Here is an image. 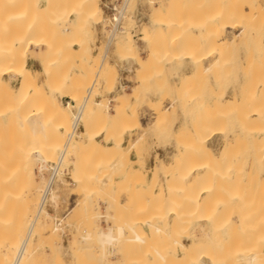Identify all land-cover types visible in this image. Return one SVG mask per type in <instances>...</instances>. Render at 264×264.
<instances>
[{"label": "bare ground", "instance_id": "bare-ground-1", "mask_svg": "<svg viewBox=\"0 0 264 264\" xmlns=\"http://www.w3.org/2000/svg\"><path fill=\"white\" fill-rule=\"evenodd\" d=\"M21 1L22 0H0V76L2 77L3 87H5V90H6V92H5V90H3L4 92H3L2 98L3 97L6 98V99L3 98L4 99L3 102L6 101V103H7V109L0 112V123L2 124V122L6 121V120L14 119V116L17 113L21 112L27 106H28V108L25 109L24 111L30 110L29 107L31 106L30 113L32 112V114H29L30 116L36 115V114H43L42 116L45 115L47 118L50 119L49 120L50 123L54 122V123H52L53 125L56 123H57V125L62 124L61 123L62 121L65 122V125L66 124L68 125L67 122H69L72 119L74 120V123H73V121L72 122L70 121L71 123H73L74 126L71 125V123H70V125L73 126L74 128H73V130H72V127H71V129L68 128V131H69V129H70V131L66 132L67 133L66 134L67 141H65L66 140L65 139L64 140L65 143L62 142L61 146H63V147H60L61 153H60V155L58 154L59 156L57 155V159L53 158L55 156V154H54L55 149L54 148L57 145L59 146L61 144V141L59 142L60 144H58V143L54 144V141H56L55 140L56 138L58 139L59 137H61L60 135L57 136L58 134L56 133V132H59V131H57L59 129L56 130L55 125H54V129L50 128L53 125L52 126L50 125L49 128H48L49 125H46V127H45L43 124H45L47 119L45 120V122H43V124H40L41 128L40 127L37 128V129H39L38 131H41V130L45 131L44 129H46L47 131L49 129L54 130V131H52V133H50V130H49V132H47V134H44V136L57 134L55 137H51V139H48V137H46L47 139L46 138L43 139L42 136H41L42 138L33 139L36 141V144L34 142L35 145H33V147L31 146L32 152H34V155L38 159H40V161L42 163V165L40 166V171L49 162H57L58 166L60 165L61 168H63L62 167L63 164L66 163L65 162L66 155L69 154L68 152H71L73 150V148L76 147L75 148L76 151L73 150L75 153L74 160L72 162L74 164V168H73V170H74L73 175L74 176L71 174V180L73 183L77 182L78 184H80L79 183L80 181H81V183H84L82 180H86V179L81 178V175L84 174L83 177L85 178V175H87V180L89 181L87 183V180H86V182L84 184H89V183H92L93 185L97 184L98 182H96V181H98L99 178L101 177V175L98 174L99 169L97 168V166L102 167L103 169H104V167H106L108 165H113V167H115V168H119L120 166H123V169L125 170V166L122 164V162L119 158V156H120V154H122V152H123V154L121 156H123V158H124L125 157L124 155L126 154V158H127V159L124 158L127 161L126 165L128 166V168L126 169V174L130 170H131L130 172L133 173V170L135 168H133L131 166L132 163H131L130 156L128 155L129 153L127 154L124 151H121V148H123L124 145H122V144L121 145H115L113 147L109 146V148H107L108 146H105V148L108 152V154H107V152L105 153V155H106L105 156L103 154L104 152L102 150L101 151L98 150V149H103V146L99 142L98 135L103 134V137H107L108 135H105V131L110 130V129L111 130L113 129V131H115V132L118 131L117 133L119 134V132L122 131L119 129H123L124 126L126 127L125 124H124V126H121V124H123L125 122L124 119H126V120L128 119L129 114L127 116L124 113H122L121 111L125 112V109L123 108L124 106L125 107L126 106L131 107L133 105V103L136 102V100L138 98H140V96L142 94L139 95L137 93L136 89H131L130 92L124 91V92H121L120 94L118 93L119 95L116 96V99H115L116 103L113 104V109L115 108L116 112H120V113H116L117 115H119V118H120V116L122 117V115L126 116L125 118L122 117L123 120H121L122 118L117 119L118 118L117 116L115 118L114 116L116 114L109 112L108 114H109V116L110 115L111 116L106 117V119L107 118L108 119L103 121L101 118H102V116L104 117L105 114L103 115V114L97 113V114L102 115V116L100 117L98 115V117H96L97 115L96 116L93 115V121H94V118L96 119L93 124H95L96 126H99V124H102L100 126L107 125L108 129H106L104 132L99 131V130H98L99 132H94L95 129H93V125H92V123H91L92 121H91L89 123H91L90 126H92V127L89 126L90 128H88L87 123L85 126L88 128L87 131L85 132L86 139L85 140H83V139L78 140L77 139L80 137L82 138L81 133H84V131L77 132L76 127L79 124V122L83 120V117L86 113V110L88 109L87 106L89 104V96L91 95L92 92H90V94L88 93L89 95L88 96L86 95V97L84 99H82L83 101L81 104H79L78 106L76 105L75 100L79 99L76 91L78 90V88L81 87L82 81L87 77L91 68H89V66H90L89 64H88L89 66L84 64L85 63L84 61H86V57H84V58L80 57L79 58V55L82 52H84V50L82 51V48H80L81 49L80 52L81 51L82 52L77 55V50L79 48L75 45L79 43L78 40L81 37L79 36V38L77 37V39L75 37L77 36L76 33H78L80 28H81L82 21L80 18L84 17L85 19H82L83 21L92 22L93 20H95L97 18L99 20H101V18L104 16V15L102 16V13L105 11L103 10L102 6L99 4V0H33V2H32V0H28L27 3L25 2L26 5H25V7H23L24 9H21V7H19V5L22 6L20 4ZM30 1H31V3H28ZM130 1L131 0H126V3L124 4L123 8L120 9L121 12L119 14L114 15V18L112 19L114 21V26H115L114 31H118V32L120 31L121 33L127 32L129 27H127L123 24V17H125V12L128 8ZM179 1L180 0H148V4H149L151 9L154 10V9H157L159 6L162 7L161 12L159 11L160 13H157L156 10L154 11L158 15H160V16L162 15V16L161 17L159 16L160 22H155V20H154V21L150 22L149 25L145 24L146 26H144L142 28V31L140 32V37H139L140 39L146 38V40L149 44L148 60L149 61L152 60L151 62H153L154 59H157L155 57L158 56L157 54L160 51L163 53L162 48L164 45L161 46V49L159 48L160 47L159 45L163 42L165 37L169 36L170 41L168 40L169 38L166 41L170 42V44L165 45V47L168 46L167 47V49H168L167 54L169 53V55H170V56L168 55L170 57V59L167 62H171L173 64L174 73L176 75H178L177 76L178 80L180 79L179 83L178 82L174 83V84H176V86H179L180 84L182 85L184 82H182L181 80L185 79V81H186L187 79H189L190 76L194 75L195 72H197V73L202 72L203 73V70L205 72H208L211 69L213 71V69L216 68V66H217V68L221 69V72H223L222 70L226 69L229 66V62H230V64H232L231 61L227 62V59H226V62H223V58L224 57L226 58L225 55L227 54V50L229 49V47H231L233 45L236 46V43H238V41H239L236 38L240 37V35L243 32V30L242 31L239 30L236 33L234 32L235 35L238 36V37L234 36L235 38L232 37L233 35L231 36V39H230V36H228L229 38L227 37V35L230 31L229 28H234L237 24V23L234 24L235 20L238 19V17L236 16L237 19L236 18H235V20L233 19L234 22L231 20V16L229 15L230 10L227 6H225V7L228 9H225V7H224V9L226 11H224V9H223L222 12H221V10L219 11L220 7L212 8V10L214 9L215 12L213 11V13H212L213 15L210 16L211 18L209 20L204 18L205 15L202 16V14H200V17L201 16L203 17V18L201 17L202 18L201 20L196 18V20L193 19V21H192V19H191V22H193V24L187 25L188 21H186L187 19H185V17H184L185 15L181 11L183 9H181V7H180V9H179V7H176V9H175V6H176L175 4L178 3ZM198 1H200V0H198ZM41 2L47 4V6H37ZM193 2H194V0H193ZM197 3H199V2H197ZM232 7H230V9ZM182 8H184V7H182ZM235 8L233 7L231 10H233ZM197 9H199V7ZM216 9H218V11ZM236 9H239V10H237L239 15H240V13L243 12L242 8H236ZM236 9L234 11H236ZM97 10H99V14L96 15L97 18L94 17L95 18L94 19L93 16H95V15L93 13ZM158 10H159V8H158ZM199 10H202V11H200L202 13L206 11V9H205V11L203 9H201V7ZM212 10L208 9V14L207 13H205V14H207L208 16L211 15V14H209V12H212ZM187 12H188V8H187ZM72 13L78 14L77 15L78 18L76 16L70 18V15ZM180 13H182L184 16L181 15ZM192 13H193V11H192ZM226 13H227V15H226ZM190 14H191V12H190ZM79 15L80 16L82 15V17H80ZM189 15H187V13H186L187 17ZM228 15H229V17H228ZM159 17H157V18L155 17V18L158 19ZM181 17L182 18L184 17V19H185L184 22L187 24H185L182 20H180ZM190 17H188V19ZM194 17H195V15H194ZM161 19H162V21H161ZM177 20H180L181 23L183 22V25L185 24L184 26L182 25V29L186 32V34L184 32L185 35L183 37L181 36L182 38H180V36L178 34V33H180V30L179 29H178L179 31L177 30V28L179 26V24L177 23ZM197 20H199V21H197ZM239 20H242V19L240 18ZM104 21H105V19H104ZM108 21L111 22V20H109V16H108ZM129 21L131 23L134 22V21L132 22V20H129ZM196 22H198V24H196ZM19 23H20V25H19ZM48 23L51 24V26ZM60 23H64V24H66L64 26H68V28L67 29L65 28V29L67 31H69V35H70V31L71 32L73 31V33L76 34L74 36V39H76L77 41L74 42L73 44L70 43L71 44L70 45L66 39V42L68 43V47L70 48L69 52H72V53L76 52V53H74V55L77 56L75 60L73 58L74 62H71L70 63L71 65H66L67 63H69L68 58H67L68 55L66 56L67 62L65 59H64L65 61L61 60L62 54L64 56V52L62 49H61L62 50L61 58H57L56 56L55 57L51 56L50 51L52 52V50H51V46H49V45L48 46L50 48H48L46 50L47 51L49 50L48 54H50V55L47 54V51L44 52L43 48L38 47V50H40V52L37 50H36L37 51L36 52L32 49L33 45H37L35 42V39H37V38L41 39V37L45 35L44 33L46 32L45 30L47 28V27L44 28V26H46L45 24H47V26H49V27H51V29H53L52 24H53V26L55 25V28H56L58 24L61 25ZM181 23H180L179 28L181 27ZM240 23H241V21H240ZM126 24H127V22H126ZM16 25L18 27H16ZM132 25H134V24H132ZM175 25H177V26H175ZM236 27H242V26L240 25V26H236ZM236 27H235V29H237ZM257 27L259 29L257 30V28H256L257 31H256L255 36H254L255 37V43H254V47H253L254 50L253 51L250 50L251 52L254 53V54L252 53L253 55L251 57V60H252V67L254 66L253 69L254 68L256 69L255 70L256 72H253L255 75L252 74V77H254V76L257 77L255 81L254 80L250 81V79H248L250 82H247V81L243 80L244 78L242 76L243 75L242 73H244V72L242 70V66L244 64H242V65H240V67H241L240 70L237 71V76L235 78H233V81L231 82L232 83L231 90L224 89L225 91L221 90L219 92V90H215V87L212 88L213 86L211 87V85H210L209 89L212 88L213 91H211V92H213L215 94L210 92L212 95H209L207 97L208 94L206 93L207 95H204V96H206L205 98H199V96L193 97L195 99L199 98V101H198V99L192 100V97H191L192 102L190 103L187 101V98H188L187 96H185L186 99L183 101L179 100V98L177 96L172 98V99H168V101L169 100H172V101L171 102L169 101L170 103L168 102L167 104L164 105L163 111L165 110V112L167 111L170 115L172 114L175 117V118L173 117V119L178 120L179 117L181 116V120H182L181 124L178 127V131H177L178 133H176V139L171 141V142H166V144H164V145H166L165 148L168 149V151L170 152L169 154L171 155V159L168 161L167 160L164 161L163 159H161L162 157L160 158L159 155L156 156V158H157L156 164H154L150 169H145L146 173H142V172L140 173V170H137L138 168H136V172L137 171L138 172H137V174L135 172L134 173L138 176L140 175L141 176V177L139 176L140 178H142V176H145V178L143 177V181L138 184V188H134L133 186H131V190L129 193H131V191H132L131 195L133 194V197H134V196H136V195L138 196L140 194V193L134 194L136 192V190H137V192H138V190L143 191L144 194L141 192L142 196L144 195L143 202L139 203L138 205L136 204L137 207L134 206L135 210L130 208V203H128V205H129L128 207L131 210H134L133 214L131 213V210L129 209L127 213L124 212L125 213L124 216L121 213L123 218L118 220L119 217H117V219H116L118 221L117 224H114L113 226L111 225L107 229H100L98 231V234L96 236L98 237L97 240L100 241L101 244L100 243L99 244L102 247H105L108 245H110V246L119 245L120 246V244L122 246V244H126V243L128 244L129 243V246H128L129 249L127 247H125V245H123L126 248V251L131 250L130 247L133 248V250L131 252L135 253V255H137V256H135L133 254H132V256H134L136 258L138 256L139 257L142 256L141 258L142 259L144 258V260H143L144 264H190L191 262H195V256L194 255L196 253L198 254V252L206 253L204 255L210 260V262L212 264H237V261L240 259L245 260L248 264H264V226L255 224L256 222L260 223L262 219H260V221H259V220L255 219V217H254V215L256 216V218L258 216L257 215L258 213L256 211L258 209V206H257L258 202L257 201L259 199H257V200L255 199V201L257 202V205H256V202L254 201V199L251 201V202L254 201L255 203L253 202V205H256L253 207V209L257 208L255 211L256 213L254 212L255 214L252 212L254 210L251 211L252 208L250 206L248 208V205H247V208L250 211L248 213L254 214L253 216L252 215L250 216L247 213H245V211H246L245 209H247L245 206H244V208H241V206L240 207L237 206L238 204L236 205V207H234V208L232 207L231 210H230V208H229V210H225L224 208H226V206H227L225 204L226 200L227 199L230 200V198H231V197L228 198L229 193H231V191H229L230 185L227 186V184H226L227 182L230 181V178H228L230 176V175L228 176L229 168L227 170L228 172H226L224 170V168L220 169V170H222V171L224 170L226 172L225 174L222 175L221 174L222 171H220L221 175L218 174V175H220L218 178H220L221 180H222L221 176L224 177L223 178L224 180L221 181L222 183H220V180L216 177L215 173L210 174L208 172L210 174V176L208 175L209 177L207 178V174H206L207 168L209 169V167L216 166V164H218V163L220 165H222V162H224L223 160L227 156L226 153L230 152L231 149L227 150V148H229V145L231 144L230 143V140H231L230 134L227 131V129L224 128V126L219 127V126H216V124L214 126L213 123L210 124L212 126V128L208 129L209 132L207 134H204L205 132L202 133V131H205L204 127L201 129L202 124L211 122V120H209L211 117H213V118H211L212 120L216 117L214 119L215 120L214 123H216V119L217 118L219 119L218 115L220 113L221 114L224 113L223 117H225V119H226L229 116L227 114V112H228L227 108L230 107V106H227V103L229 101L231 102L232 105L236 104V107L238 106V108L240 109V111L239 110H237V111L240 112V117L242 118L243 122L238 124V125L235 124L236 130L235 129L234 130H235L237 142L239 141V143L236 142L237 144H234L232 147H233L234 151H235V149H234L235 145L237 146V147L235 146L236 149H238V146H239V149L241 148L240 149L241 154H240L239 158H241L242 162L245 161V163L241 169V175H240V177L239 176L238 177L240 178V183H244V182L246 184L249 183V185H250L249 188L252 191L250 190V192H249V190H248V195L254 194V196H252V197L256 198L257 196H255V195L258 192L261 193L262 190L264 191V127L263 126H262L263 128L261 127L263 130H261L259 133H258L257 129L255 128L257 126V128L260 129V127H258L259 126L258 123L261 124V122L264 121V95L262 93H261V95H255V93H256L255 90L257 89V85L264 82V76H262V75H264L263 74L264 73V70H263L264 69V44H263L264 41H263L262 35H261L262 32L260 33V31H259L262 29V27L258 26V25H257ZM260 27H261V29H260ZM194 28L198 29V30H199V28L200 29L205 28V30H202V32H200V31L198 33L195 32V35L197 36L196 41L193 40V39H195L196 36L192 35V36H194V38H193V37H191V33H190L191 32L190 30H193ZM173 29H175L174 31L177 30L178 33H174V31H172ZM242 29H245V28H242ZM61 30H59V31H61ZM66 30H65V32H66ZM54 31H56V30H54ZM232 32L233 31L231 29L230 35L232 34ZM247 32L249 33V31H247ZM49 33H52V32H49ZM49 33H47V34H49ZM61 33L63 34V31H61ZM181 33H183V32H181ZM199 33H200V38H199ZM246 33L244 34L243 37L246 36ZM52 34H54V33H52ZM112 34H114V32ZM192 34H194V33H192ZM63 35H65V33ZM71 36H73V35H71ZM45 37H47V39H48V36H45ZM56 37H57V35L54 36V39ZM110 38L113 39V37H110ZM245 38H247V37H245ZM50 39L51 38L49 37V40ZM71 39H73V38L71 37ZM71 39H70V41H71ZM39 41H38V44H39ZM132 41H133V36H131V34H127L126 42H123L124 45L122 42H121L122 44L121 43L118 44L120 41L117 39L118 43L117 42L116 43L118 44V46L121 45V47H120L121 49H119V51H120L119 52V58L134 59L133 54L136 52L135 50L137 47L133 44ZM166 41H164V42L168 43ZM82 42H81V44H82ZM46 44H47V42H46ZM53 44H54V42L51 43L50 45H53ZM60 45L65 48L64 45H62V44H60ZM205 45L207 47H209L206 50H205V47H206ZM68 47L66 46L67 49H68ZM177 47L182 48V49L178 50ZM107 48H108V46H107ZM231 49H230V53L232 52ZM64 50H66V49H64ZM53 51H55L54 48H53ZM55 52L57 53V51H55ZM72 55H70V56L72 57ZM74 55H73V57H75ZM168 56H167V58H168ZM30 57H36L39 60L40 65H41V70L39 69L40 71L33 70L32 68H30L28 66V59ZM58 57H60V56H58ZM101 57H102L101 55L100 56L94 55L92 57V62L96 63V65H94V67L92 66V69L95 73L94 75H96L97 78H101V77L106 76L105 75L106 73L104 72V65H105V63H107L106 62L107 56H104L103 58H101ZM164 57L166 59V56H164ZM209 57H211L212 60L210 62L205 61ZM162 58H163V56H162ZM143 59H142V62L140 63V59L139 58L137 59V55H136V59H134V60L138 64V69H139V66H141V65L145 66V63H144L145 60H143ZM161 60L158 59V61H161ZM247 60H249V59L247 58ZM251 60H249V62ZM240 61H241V59H240ZM156 62H157V60H156ZM246 62L248 63V61H246ZM159 63H157V64H159ZM81 64L82 65L84 64V65L82 66V68L80 70H77L76 66H78V65L81 66ZM110 64H113V63L111 62ZM152 65L153 64H151V66ZM154 65H155V63H154ZM245 66H246V64H245ZM113 67H111V68L113 69ZM252 67H250V68H252ZM142 69L144 70L145 67ZM114 70L116 71L117 69L114 68ZM188 70H189L190 74H188ZM218 70L219 69H217L215 75L217 74ZM262 70H263V72H262ZM109 71H110V69H109ZM115 71L113 72L114 75H116V73H117V72L115 73ZM214 71H215V69H214ZM228 71H229V69H228ZM142 73L144 74V71H142ZM90 74H91V72H90ZM222 74H224V73H222ZM44 75H46V77L41 78ZM248 77L251 78V76H249V75H248ZM214 78H216V76ZM66 79H68V80L70 79L71 82L68 83ZM218 79H220V78H218ZM17 81H18V86L16 87ZM87 85H89V84H87ZM150 85L151 84H149V86ZM181 85L179 86L180 88H181ZM0 86H1V83H0ZM184 86L186 87V85H183V89L185 90ZM44 88H48L49 92H46L47 90L42 91ZM90 88H92V87L90 86ZM217 88H218V85H217ZM66 89L67 90L71 89V90L75 91L76 93L71 91V90L70 91L68 90L70 93L73 92V94L71 93L70 95H66V98L68 97V100L65 103H61L59 100H57L56 102H54L55 100L53 102H51L52 97H53L52 96L53 92H60V91L66 92L67 91ZM149 89H151V88L149 87ZM91 90H93V89H91ZM179 90L181 91V89H178V90L175 89L176 92H174V93L179 92ZM214 90L218 91L219 93L215 92ZM206 91L209 93L208 90H206ZM64 92H62V93L64 94ZM153 92H155V91H153ZM4 93H6V94L4 95ZM162 95H164V93ZM173 95H175V94H173ZM200 95H202V94H200ZM160 96H161V94H160ZM189 96H190V94H189ZM168 98H170V97H168ZM131 99H135V101L131 102ZM147 99H149V98H147ZM1 101H2V99L0 100V102ZM93 101L90 100L91 104H94V102H95L94 106L103 105V104H101V100L94 101V102ZM247 104H249L251 106V108L248 106V108H249L248 111H246L248 108H246V110L244 109V107L247 106ZM38 105L41 107H39ZM159 105H160V103L158 104V107L162 106V104L160 106ZM34 106L35 107L38 106V107L33 109ZM103 106H105V105H103ZM155 106H157V105H155ZM0 107H2V106H0ZM75 107L77 109L76 112L73 111V109ZM100 107H99V109H100L99 112L102 111ZM106 109L107 108L105 106V110ZM88 111H91V109ZM97 111H98V109H97ZM97 111H95V112H97ZM129 111L132 112L131 110H129ZM27 113H28V111H27ZM160 113H162V111H160ZM22 114H23V111L21 112V117L23 118L25 116V114H23L24 116ZM120 114H122V115H120ZM214 115H215V117H214ZM18 116H20V115H18ZM45 116H44V118H45ZM106 116H108V115H106ZM16 117H17V115H16ZM130 117H133V116L131 115ZM171 117H169V118L171 119ZM136 118H134V119L136 120ZM138 118L140 120V117H138ZM207 118H209V119H207ZM88 119H89V117H88ZM157 119H158V117H157ZM163 119H160V120H163ZM220 119H222V117H220ZM236 119H238V118H236ZM57 120L59 123L57 122ZM60 120H62V121L60 122ZM155 120H156V117H155ZM205 120H206V122H204ZM207 120H209V121L207 122ZM20 122L21 121L19 120V122H18L19 125H20ZM84 122H85V119H84ZM127 122H129V121H127ZM154 122H156V121H154ZM227 122L226 121L224 122L227 125V126L225 125V127H228ZM221 123H222V121L220 122V124ZM27 124H24V126L26 127ZM37 124H38V122H37ZM130 124H131V122H130ZM5 125H4V127H2L3 125L0 126V128H5ZM32 125H35V123L34 124L32 123ZM100 126H99V128H101ZM128 126H130V125H128ZM7 127H11V126H9V124H8ZM251 128H254V130L253 129L251 130ZM8 129H10V128H8ZM8 129H7V132H9ZM15 129H14V132H16ZM17 129L20 132L19 129H21V128H17ZM35 130H36V128H35ZM66 130H67V126H66ZM139 130H141V129H139ZM170 130H169V132H170ZM22 131L23 130H21V132H20L21 134L20 133L19 134L24 138L25 136H23V135H25L26 133L23 134L24 131H23V133H22ZM43 131H41V132H43ZM2 132H6L5 129L2 130ZM63 132H65V129L63 130ZM115 132H113L114 135L112 137L119 136ZM36 133H38V132H36ZM48 133H50V134H48ZM110 133L113 134L112 132H110ZM121 133H123V132H121ZM1 134H3V133H1ZM19 134H17L18 136H16V137H18V140L21 137V136L19 137ZM28 134H29V130H28ZM59 134H61V133H59ZM107 134H109V133H107ZM145 134H147L145 132V129H142V132H140L139 136H137L138 140L137 141L133 140L134 142L132 141V143L129 145L130 147L128 146V149L136 146L137 145L136 143H138V141L142 137L144 138V136H146ZM174 134L175 133H172V135H171V136H173V138H175ZM216 134H220L222 136L221 140L223 142L222 147L218 152H216L214 147H212L209 144L210 138H212ZM4 135H6V134H3V137L5 138ZM27 136L28 135H26V137ZM16 137H15V140L17 139ZM22 137L20 140H23ZM29 137H30V135H29ZM108 138H110V137H108ZM45 139L48 141H45ZM198 139H201V141L198 143L197 142L195 143V140H198ZM15 140L13 138H5L4 143H1L3 141L0 139V147L4 148L3 151L0 149L1 150L0 151V264H11V262H12V264H21V262L23 261V258L26 254L27 249H28L27 246L29 245V237L27 236L28 238L25 237L26 239L22 240L16 236L18 232H21L23 230L25 231L24 225H22L21 221H18L17 218H18L19 214L21 215V212L23 213L22 208L29 205V203L31 204V197L34 195L39 196L36 192H34V190L37 191V189H33L29 186L28 179L30 178V176L25 173V164H26L25 158L27 157L26 155H25V157L23 156V152L26 148L25 144L24 143H22V144L15 143L14 142ZM58 140H60V139H58ZM61 140L63 141V139H61ZM74 140H75V144H74L73 148H71V145H72L71 143ZM99 144H100V146H102L101 148H98ZM238 144H240V145H238ZM30 145H31V143H30ZM17 147L18 148L23 147L24 148V150H22L23 152L21 151V153H20V149H18ZM230 147H231V145H230ZM77 148H79V149L77 150ZM247 148L250 149L248 152H247ZM16 149H17V152H16ZM27 149H29V148H27ZM233 150L231 151V153H233ZM25 154L28 155L27 150H26ZM112 156H116V157L113 158ZM234 157H236V156H234ZM111 158H113V162H110ZM227 158L230 159L229 154H228ZM17 159H18V161H17ZM228 159H225V160L227 161ZM138 160H140V158ZM140 162L144 163V161H141V160L139 161V163ZM228 162H230V161H227V163ZM242 162H241V165H242ZM142 166L143 165H141V168H142ZM228 166H229V164H228ZM235 167H236V165H235ZM102 168H100V169H102ZM107 169L110 170L111 168L107 167ZM210 169L208 171H210ZM226 169H227V167H226ZM103 171H106V168ZM217 171H219V169ZM204 173L206 175H204ZM234 175L236 176V171H235ZM201 176H206L205 180H203L204 178L201 179ZM214 177H216L217 179ZM106 178L108 180H110L112 177L110 178V176H107ZM162 178L166 179L165 184H162L160 182V180ZM235 178L237 179V176ZM227 179H229V180H227ZM223 181H225V182H223ZM234 181L235 180L233 178L232 182L234 183ZM115 182H116V180H115ZM101 184H102V182H101ZM103 184L105 185L107 183L105 182ZM103 184H102V186H104ZM116 184H118V183H116ZM219 184H221L223 186L226 185V186H224L222 189H219L221 187ZM235 184H231V185L235 186ZM43 185H44V183H43ZM93 185H90L89 189L88 188L85 189V187H84V191L87 190V193H88V191H90V188H93L92 187ZM107 185H109V184H107ZM218 185L220 187H218ZM44 186H46V185H44ZM156 186H158L157 189H155ZM238 186L241 189L242 185L238 184ZM78 188H79V186H78ZM120 188H121V186H120ZM123 188H125V187H123ZM123 188L120 191H126L127 190V189L123 190ZM232 188H234V187H232ZM232 188H231V190H232ZM235 189H233V190H235ZM245 189H247V188L245 187ZM40 190H42V189H40ZM108 190H110V189L108 188ZM103 191L106 192V190H103ZM241 191H239V193ZM236 192L237 191H235V193ZM85 193L86 192H84V194ZM100 193H101V191H100ZM122 193L129 194L128 191L122 192ZM235 193H234V195H238ZM246 193H247V191L244 192V195H246ZM40 194H41V192H40ZM91 194H92V191H91ZM219 194L223 195V197H224V198H222V201H224V199L226 198L224 201L225 203L223 202V204L221 205V207L224 205H225V207L224 208L222 207L223 209L221 208L222 210L218 214L215 213V214H217L215 216L212 213L210 214V212H211V210H210V212L208 214L212 215V217L208 216L205 218H201L202 220H204L203 224L201 226V233L198 234L197 232H195V231L193 232V230H192L193 233H191V235H189L190 242L188 244H186L183 241L180 242L179 240H177V237H175L176 240H174L173 242L177 243V245L179 247H181L182 253L179 255L172 254L171 250H170V246H168V244H166L167 243V241H166L167 240V238H166L167 234L165 236L166 231L164 230L167 227V219L168 218L166 219L167 216H165V214H164L168 211L167 209H169V210L174 209V211H172L171 213L173 214L174 217H176V219L180 220L181 213H183V211H182L183 203L186 204L188 202V204H189V202H190L193 204V205L191 204L192 206L196 205L195 210L198 209V211L199 210L201 211L202 207L209 204L208 202H206L204 200H207L210 202V200L214 199V197L215 196L217 197ZM241 194H243V193H240L239 196H241ZM106 195H108V194H106ZM244 195H243V197H244ZM261 195H263V194H260L258 196H261ZM40 196L42 197L43 194H41ZM127 196H129V195H127ZM41 197H40V199H41ZM263 197L264 196L261 197V200ZM113 199H116V198H113ZM201 199H202V201H204L203 204H205V203H207V204L203 205L201 203L202 202ZM245 199H248V198H246V197H244L243 199L241 198L242 203H243V200H245ZM133 200H137V198L133 199ZM220 200H221V198H220ZM233 200L236 201V199H234V198H233ZM241 200H240V202H241ZM249 200H250V197H249ZM43 201H44V199H41V203L39 202L40 208L38 207L39 208L37 211L38 213H37L36 217L34 216L35 218L32 220L31 224L29 225V230H28L29 236L32 235L31 234L32 232L34 233L33 230H35V228H36V225L38 223L40 215L44 212ZM199 202L202 204L201 207L200 206L197 207L199 205L198 204ZM240 202L237 201L236 203H240ZM117 203L118 202H116V204ZM123 203H125V201L122 202V206H123ZM245 203H246V201H245ZM245 203H244V205H245ZM262 203H263V201H262ZM250 204H252V203H250ZM259 205H261V204H259ZM262 205H264V203ZM242 207H243V205H242ZM190 209H192V207H190ZM219 209L217 208L218 211H219ZM261 209H263V207L260 208V210ZM217 210L215 207V210L213 209L212 211L215 212ZM260 210L258 212L261 213L260 216H262L263 213ZM207 212H208V210H207ZM186 213H187V211H186ZM199 213L200 212H198V215H199ZM201 213H203V212L201 211ZM182 215H184V213ZM190 215H192V214L190 213ZM145 216H147V219L144 218ZM204 216H206V215L204 214ZM186 218H187V216H186ZM258 218H261V217H258ZM174 219L175 218H173V220ZM192 219H195V218H192ZM179 220H174V221L179 222ZM184 220H185V217H184ZM190 220L191 219H189V221ZM252 220L254 221V223ZM197 221H199V218ZM178 222H176V225L178 224ZM199 222H198V224H199ZM181 223H183L182 220H181V222H179V224H181ZM187 223H189V222H187ZM262 223L264 224V221L261 222L260 224H262ZM168 224H170V223H168ZM193 224L195 225V224H197V222L193 221ZM178 228L181 229L180 225ZM186 230L187 229H185V231ZM176 231H179V230H176ZM149 233L153 234V236H154V234H157V233H158V235L162 234V236H161L162 238L160 240H156V242L150 247L147 245V243L149 241ZM158 235H156L157 239L160 238V237L158 238ZM89 238H90V235H89ZM164 241L166 243H164ZM171 241H172V239H171ZM20 244H21V246H19ZM18 246H19V248L21 247L20 249H18V252L19 251L20 252H19V254L17 253L18 255H15L16 258L15 257L13 258V252L16 250V247H18ZM171 246H173V245L171 244ZM134 248H136V249L138 248V249L142 250L141 254L139 253L140 251L134 252V250H136ZM116 250H117V248L115 247V251ZM124 251H125V249H124ZM131 252H129V253L131 254ZM109 253H110V255H112L113 251H110ZM130 254H129V256H130ZM197 254H196V256H197ZM199 257H201V256L199 255ZM115 259L118 260L120 258L118 257ZM10 260H11V262H10ZM129 260L131 261V259H129ZM113 262H114V264H116L115 262H117V261H113ZM119 262H117V263H119ZM138 263H136V264H138ZM120 264H121V262H120ZM128 264H129V262H128Z\"/></svg>", "mask_w": 264, "mask_h": 264}, {"label": "rangeland", "instance_id": "rangeland-1", "mask_svg": "<svg viewBox=\"0 0 264 264\" xmlns=\"http://www.w3.org/2000/svg\"><path fill=\"white\" fill-rule=\"evenodd\" d=\"M27 1L28 0H22L21 3H20L22 6L19 5V7H21V9H24L23 7H25ZM32 2H33V0H32ZM197 2H199V3H197ZM28 3H31V1L28 2ZM125 3H126V0H99V4L102 6L103 10L105 11V12L102 13V16L103 15L104 16L101 18V20H99L97 18V16H96V15L99 14V10H97V11H95L93 13L95 15V16H93V18L95 17L97 19L94 18L95 20H93L92 22L83 21L82 19H85V18L84 17L83 18H80V17H82V15L81 16L79 15L80 16L79 18L81 19L82 23H81V28H80L79 32L76 33L77 36L75 38L77 39V37L79 38V36L81 38H79V40H78L79 43L76 44L75 46H77L79 48L77 50V55L80 54L84 50V52H82L79 55V58L80 57H82V58L86 57V61H84L85 62L84 64L87 65V66L90 65L89 68H91V70H90L91 74L89 72V74L87 75V77L83 80L84 82L82 81L81 87L78 88V90L76 91L77 94H78V97H79L78 100H75L76 105L78 106L79 104H81L82 101H83L82 99H84L86 97V95L88 96L90 94V92H92L91 93L92 96L91 95L89 96V104L87 106L88 109L86 108L87 110H86V113H85V115L83 117V120L80 121L79 124L76 127L77 128V132L84 131V133H81L82 138L80 137V138H77V139L78 140H81V139L85 140L86 139L85 132L87 131L88 128L92 127V126H90L91 123L93 125V129L96 130V131L94 130V132H99V131L104 132L106 129H108L107 128V125L100 126L102 124H99V126L101 127V128H99V126H96L95 124H93L94 121L96 120L94 118V121H93V115L94 116L97 115L96 117H98L99 114H103V115L105 114L104 117L102 115H99L100 117L102 116L101 119L104 121V120H107L108 119V118L106 119V117H110L111 116V115L109 116V114H108L109 112H111L113 114L120 113V112H116L115 108L113 109V104L116 103V100H115L116 99V96H118L121 92H124V91L130 92L131 89H136L137 90V93L139 95L142 94L140 96V98H138L136 100V102H134L135 99H131V102L132 101L134 102L133 105L131 107L130 106H126V107L124 106L123 108L125 109V112L124 111H121L122 113H124L127 116L129 114L128 119L127 120L124 119L125 122L123 124H121V126H124V124H125L126 127L124 126L125 128L123 127V129H119V130H122V131L119 132V134L117 133L118 131L115 132V131H113V129L112 130L110 129L111 131L110 130L105 131V135H108V136L107 137H102V136L98 137L100 144L103 146V149H98V150H100V151L102 150L104 152V153L103 152L102 153L105 155V153L107 152L105 146H108L107 148H109V146L110 147H113L115 145H121V144L124 145L123 143H124V140H125V136L126 137H129V141H128L127 146L124 145V147L121 148V151H124L127 154L129 153L128 155L130 156V153L133 150H135L136 151V154L140 158V160L141 161H144V163H142V162L139 163L140 160L137 161V164L139 166L137 170H140V173L141 172L142 173H146V170L145 169H150L153 165H147L146 164V167H144L145 159H149V158H152L153 157V151L155 150V148H162V146L165 148L166 145H164V144H166V142H171V141L175 140L176 139V133H178L177 132L178 131V128H177V125H176L177 119H173L174 116L172 114L170 115L167 111L166 112H165V110L163 111L164 105L167 104L169 101L170 102L172 101V100H169L168 101V99H172V98H174V97L177 96L179 98V100H182L183 101V100L186 99L185 96H187L188 97L187 98V101L191 103L193 99L194 100L198 99V101H199V98H205L206 97L204 95H207L208 94L207 97L209 95H212L211 93H213V92H211V91H213L212 88H214V87H215V90H219V92L221 90H224V89L231 90V85H232L231 82L233 81V78H235L237 76V71L240 70V68H241L240 65H242V64H244L242 66V70L244 72V73H242L243 74L242 76L244 78L243 80L244 81H247V82H250V81H253V80L255 81L256 80V78H257L256 76L252 77V74L255 75L253 72H256L255 71L256 69L255 68L253 69L254 66L252 67L251 57H252V55L254 53L251 52V51L254 50V48H253L254 47V43H255V37L254 36H255L256 31L259 29L257 27V25L262 27V29L260 27V29L262 31L261 30H259V31H260V33L262 32L261 35H262V39L264 41V5H263L264 4V0H200V1L194 0V2H193V0H190V1L189 0H186V1L185 0H180L178 3L175 4L176 5L175 6V9H176V7H179V9L181 7V9H183L181 11H182V13H184L185 16L182 13H180V14L183 15L185 17V19H187L186 21H188V24L184 22L185 21L184 17L183 18L181 17L180 20H182L187 25H192L193 24V22H191V19H192V21H193V19L196 20V18L201 20L203 18L202 17L203 15H205L204 18H206V19L209 20L211 18L210 16L213 15L212 13L214 11V9L212 10V8H218V7H220L219 8V11L221 10V12H222V10L224 9V7L227 6L229 8V10H230L229 15L231 16V20L234 22L236 16L238 17V19L236 18L237 20H235V23L234 24L237 23L236 26H240V25L242 26V27H236L235 26L237 29H235V27L234 28H229V30L231 31V29H232L233 32L230 35V31H229L227 37L230 36V39H231V36L232 35H233L232 36L233 38L238 37V36L235 35V33L238 32L239 30H241V31L243 30V32L240 35V37L236 38V39L239 40L238 43H236V46L233 45V46L229 47V49H228L229 51L227 50V54L228 55L225 53L226 54L225 55L226 58L225 57L223 58V62H226V59H227V62L228 61H231L232 64H230V62H229V66L226 69H223L222 70L223 72H221V69L220 68H217V66H216V68L220 70V71L218 70V72H217L216 75H215V73L217 71L216 68H214L215 71H214V69H213V71L211 69L208 72H205L203 70V73L202 72L201 73L200 72L199 73L195 72V74L192 75V76H190L189 79L186 78L187 79L186 81H185V79H182L181 80L182 82H184L182 85L180 84L181 85V88L179 87L180 85L179 86H176V84H174L175 82H178L179 83L180 79L178 80V77H177L178 75L174 74V70L171 69V66L169 65V62H167L170 59V57H169L170 55H169V53L167 54V51H168L167 47L168 46L165 47V45L166 44L167 45L170 44V42L166 41L169 38V36L165 37V39L162 42L163 44L161 43L159 45L160 46L159 47L160 49H161V46L164 45L163 48H162L163 49V53L160 51L157 54L158 56L155 57L157 59H154L153 62H151L152 60L151 61L148 60V57H149V55H148L149 44H148L146 38H143V39H140L139 38L140 37V32L142 31V28L144 26L149 25L150 22H152L154 20H155V22H160V17L162 15L160 16L157 13H160L161 12L162 7L159 6L158 7L159 10H158V8L153 10V9L150 8V6L148 4V0H131L129 2L128 8H127V10L125 12V17H123V24L125 26L129 27L128 30H127L128 33L127 32L126 33H121L120 31H119L120 32L119 33L118 31H114L115 26H114V21L112 19H113V17H114L115 14H119L121 12L120 9L123 8V6H124ZM37 6H47V4L41 2ZM232 6L234 8L235 7L236 8H242V11L243 12L241 11L242 13H240V15H239V13L237 12V10H239V9H236L235 8L236 11H234L235 9L231 10L233 8ZM182 7H184V8H182ZM198 7H199V9L201 7V9H203L204 11L206 9V11L202 13V12H200L202 10L197 9ZM230 7H232V8L230 9ZM187 8H188V12L189 13L187 12ZM228 8L225 7V9H228ZM208 9L212 10V12H209V14H211L209 16L207 15L208 14ZM225 9H224V11H226ZM155 10H156L157 13L154 12ZM216 10L218 11V9H216ZM192 11H193V13H192ZM190 12H191V14H190ZM186 13H187V15L190 14L188 16V17L191 16L189 19L186 16ZM205 13H207V14H205ZM200 14H202V16H201L202 18L200 17ZM77 15L78 14L72 13L70 15V18L71 17H74V16H76L78 18ZM194 15H195V17H194ZM226 15H227V13H226ZM229 15H228V17H229ZM108 16H109V20H111V22L108 21ZM155 17L156 18L159 17L158 18L159 20L156 19ZM103 18L105 19V21H104ZM240 18L242 20H239ZM128 19L129 20H132V22L133 21L134 22L131 23ZM180 20H177V23L179 24V26H180V23H181ZM161 21H162V19H161ZM197 21H199V20H197ZM240 21H241V23H240ZM126 22H127V24H126ZM183 22L181 23V27L179 28V26H178V28H177V30L178 29L180 30V33H178L179 30L178 31L176 30L177 32L174 31L175 29L172 30V31H174V33H178L179 36H180V38H182L186 34V32L182 29ZM60 24L61 25H59V24L57 25L56 24L57 25L56 28H55V25L53 26V24H52V28L53 29H51V27H49V26H47V24H45L46 26H44V28L47 27L45 31L47 33L52 32L54 34H52V33L47 34L45 32L44 33L45 35L42 36L41 39H39V38L35 39V42H36L37 45H34V46L43 48V51L44 52H46L47 51L46 49L50 48L49 46H51V50H52L53 53L50 51V54H51V56H53V57L56 56L57 58H61V54H62V50H63L64 56L62 54L61 60L62 61H65L66 60V62H67V58H68V62L69 63H67L66 65H71L70 63L71 62H74V60L76 59L77 56L74 55V53H76V52H74V53L69 52L70 51L69 50L70 48L68 47V43L67 42H69V44L70 43L73 44L74 42H76L77 40L74 39V36L76 34L73 33V31L72 32L70 31V35H69V31L66 30L68 28V26H64V25H66L64 23H60ZM132 24H134V25H132ZM196 24H198V22H196ZM19 25H20V23H19ZM49 25L51 26V24H49ZM177 25H175V26H177ZM16 27H18V26L16 25ZM63 28L64 29L66 28L65 29L66 32H65V30ZM242 28H245V29H242ZM256 28H257V30H256ZM54 30H56V31H54ZM59 30L63 31V34L65 33V35H63L61 33V31H59ZM202 30H205V28H202V29L199 28V30L194 28L193 30H190L191 31L190 32L191 33V37L194 38V36H196L195 35V32H197V33L199 31L202 32ZM247 31H249V33ZM113 32H114V34H112ZM181 32H183V33H181ZM184 32H185V34H184ZM192 33H194V34H192ZM245 33H246V36L245 37H247V38L243 37ZM127 34H131V36H133V41L132 42L137 47V48L135 47L136 48V50H135L136 52L133 54V58L136 59V55H137V59L138 58L140 59V63L142 62V59L143 58H144L143 60H145L144 61L145 66L144 65H141V66H139V69H138V64L135 62L134 59H125V58L123 59V58H119V52H120L119 49H121L120 48L121 45L118 46V44H120L121 42L122 43L123 42H126V36H127ZM56 35H57V37L54 39V36H56ZM71 35H73V36H71ZM192 35H194V36H192ZM45 36H48V39ZM49 37L51 38L50 40H49ZM71 37L73 39H71ZM110 37H113V39H111ZM196 38H197V36L193 40L196 41L197 40ZM199 38H200V33H199ZM66 39H67V42H66ZM70 39H71V41H70ZM117 39L120 41L119 43L117 42ZM168 40L170 41V38ZM38 41H39V44H38ZM52 41L54 42V44L53 45H50L51 43H53ZM164 41H166L168 43H165ZM46 42H47V44H46ZM81 42H82V44H81ZM59 43L62 44V45H64L65 48L63 46H61ZM123 45H124V43H123ZM66 46L68 47V49L66 48ZM107 46H108V48H107ZM53 48H54L55 51H57V53L55 51H53ZM80 48H82V51L81 52H80V50H81ZM208 48L209 47L206 46L205 47V50L208 49ZM64 49H66V50H64ZM181 49L182 48H178V50H181ZM230 49L232 51L231 53H230ZM48 51H47V54L49 53ZM39 52H40V50H39ZM50 54H48V55H50ZM72 54L75 57H73ZM70 55H72V57ZM94 55H99V56L101 55L102 56L101 58H103L104 56H107V61H106L107 63H105V65H104V72L106 73V74L105 73L104 74L106 76L101 77V78H97L96 75H94L95 73H94V71L92 69V66L94 67V65H96V63L92 62V57ZM58 56H60V57H58ZM66 56H67V58H66ZM162 56H163V58H162ZM164 56H166V59H165ZM167 56H168V58H167ZM73 58H74V60H73ZM247 58L249 60H251V61L249 62V60H247ZM158 59L159 60L162 59V60L161 61H158ZM240 59H241V61H240ZM156 60H157V62H156ZM211 60H212V58L209 57L205 61L210 62ZM110 61L113 64H110L111 63ZM246 61H248V63ZM133 62H135V65H132ZM154 63H155V65H154ZM157 63H159V64H157ZM151 64H153V65L151 66ZM245 64H246V66H245ZM83 65L81 64V66L80 65L76 66L77 70H80ZM131 66H132V68H130ZM111 67H113V69ZM144 67H145V69L143 70L142 68H144ZM250 67H252V68H250ZM114 68H116L117 70L115 71ZM109 69H110L111 72L109 71ZM123 69L128 70L126 72V74H123ZM228 69H229V71H228ZM263 70H262V72H263ZM114 71H115V73L117 72L116 75L113 74ZM142 71H144V74L142 73ZM222 73H224V74H222ZM247 74L249 76H251L252 79L250 77H248ZM213 76L214 77L216 76V78H214ZM262 76H264V75H262ZM44 77H46V75L42 76L41 78H44ZM218 78H220V79H218ZM248 79H250V81ZM66 80H67L68 83L71 82L70 79L69 80L66 79ZM0 83H1V86H0V90H1L0 91V95H1L0 96V100L2 99V101H1L2 103L0 102V106H2V107L4 106L3 108L0 107V112H1L3 110L7 109V103H6V101L3 102V100L6 99V98L5 97H3L4 99L2 98V95H3V92H4L3 90H5V87H3L2 77L1 76H0ZM263 83L257 85V89L255 90L256 91L255 95H261V93L264 95V93H263L264 92V84ZM87 84H89V85H87ZM149 84H151V85L149 86ZM183 85H186V87L184 86L185 90L183 89ZM210 85H211V87L212 86L213 87L209 89ZM217 85H218V88H217ZM17 86H18V81L16 82V87ZM90 86L92 88H90ZM149 87L151 89H149ZM91 89H93V90H91ZM175 89H177V90L178 89H181V91L179 90V92L174 93V92H176ZM45 90H47L46 92H49V89L48 88H44L42 91H45ZM68 90L70 91L71 89H68ZM206 90H208L209 93ZM67 91L66 92L60 91L61 93L60 92H53V94H52L53 97H52V101L51 102H53L54 100H55L54 102H56L57 100H59L61 103H65L66 100H68V97L66 98V95H70L71 93L73 94V92H75L73 90H71V91H73L71 93L69 91L68 92ZM142 91L144 93L145 92L146 93L144 94ZM153 91H155V92H153ZM5 92H6V90H5ZM62 92H64V94ZM215 92L219 93L218 91H215ZM163 93H164V95H162ZM5 94L6 93H4V95ZM160 94H161V96H160ZM173 94H175V95H173ZM189 94H190V96H189ZM200 94H202V95H200ZM213 94H215V93H213ZM198 96H199V98H196V99L193 98V97H198ZM168 97H170V98H168ZM191 97H192V100H191ZM147 98H149V99H147ZM90 100H92V101L93 100L94 101L101 100V104H103V105L106 106V108H107L106 110L108 112L105 110V106H103V105H100L101 107L99 105L94 106L95 105V102L93 101L94 104H91ZM159 103H160V105L162 104V106L159 105L160 107H158V104ZM249 104H247V106L244 107L245 110H246V108H248V106L251 108L252 105L250 104L251 105L250 106ZM155 105H157V106H155ZM234 105H232L230 101L227 103V106H230V107H228L230 110L227 108V111H228L227 114L229 116L226 119H225V117H223L224 113H222V114L220 113L218 115L219 119L218 118L216 119V123H214L215 122L214 119L216 118L215 115H214L215 118L213 120L211 119L213 117H211L210 119L207 118V119L211 120L210 123H205V124H202V126H201V129L204 127V130L205 131H202V133L205 132L204 134H207L209 132L208 129L209 128L210 129L212 128V126L210 125L211 123H213L214 126H215V124H216V126H219V127L224 126V128L227 129V131L230 134V137H231L230 143L231 144L230 143L229 144L231 145V147L229 145V148H227V150H229V149H231V150H230V152H227L226 153L227 156L229 154L230 159H228L227 156L225 157V159H228L227 161H230V162L227 163V161L224 159L223 161L225 163L222 162V165H220L219 163L216 164V166L218 168L216 166H212V167H209V169L211 168L210 171H208L209 169L207 168V170H206L207 172L206 171L205 172L207 174V178L210 176L211 173H215L216 174V177L218 178L221 174L223 175V174H225L226 172L229 171L228 176L229 175L230 176L228 178H230V181L231 182L229 181L226 184H227V186L230 185L229 191H231V193H229V197L228 198H230V197L231 198H230V200L227 199L226 200V203H225L224 201H225L226 198L224 199V201H222V198H224V197H223V195L219 194L218 195L219 197L218 196L217 197L215 196L214 199H212L213 201L210 200V202H209L207 200H204V201L208 202L209 204H207V203L203 204L204 201H202V199H201V201H202L201 203L203 205H206L207 204L206 206H204V207L201 208V211L203 213H201L200 210L198 211V209L195 210V208H196L195 206L196 205L192 206L193 204L190 203V202H189V204H190L189 205L188 202L186 201L187 203L186 204L183 203V208H182V211H183L184 215H182L183 213H181V218L179 217L180 220L179 219H176V217H174L173 214L171 213L172 211H174V209H172V210L167 209L168 210L167 211L168 213L167 212L164 213L165 216H167L166 219L168 218L167 219V227L166 228L164 227L165 228L164 230L166 231V232L164 231L165 232V236L167 234V236H166L167 243L165 241H164V243H166V244H168V246H170L171 253L174 254V255H179V254L182 253L181 247H179L177 245V243L173 242L174 240H176L175 237H177V240H179L180 242L183 241L186 244H188L190 242L189 235H191V233H193L194 231L197 232L198 234L201 233V226H202L203 221H204L201 218H205V217H208V216H211L212 217V215H209L208 214L210 212V210H211L210 214L212 213V214H214V216L217 215L225 207V205L222 206L223 208L221 207V205L223 204V202L227 205L226 208H224L225 210H229V208L231 210L232 207L233 208L236 207L237 204H238L237 206H239V207L241 206V208H244V206L247 208V205H248V208H249V206L252 208V209L250 208L251 211L254 210V211H252L253 213L257 209V208L253 209V207L256 206L257 205V202H258V205H257L258 206V209L256 211L258 213L257 214L258 215L257 218L254 215L256 212L254 214L248 213V212H250L248 210V208L245 209L246 211L245 210L244 211H245V213H247L250 216L251 215L252 216L254 215L255 219H257L259 221H260V219H262L261 222L264 221V215H263L264 214V211H263L264 210V205H262L264 203V197L261 200V197L264 196V191L262 190L261 193L260 192H258L259 194L257 193L258 195H260V194H263V195L258 196L256 194L255 196H257V197L254 198V197H252V196H254V194L253 195L252 194H249L248 195V190H249V192L251 190L249 188V186H250L249 183L248 184H246L245 182L244 183H240V178L239 177L241 175V169H242V166L244 165L245 161L242 162L241 158H239V156L241 154V151H240L241 148L239 149V146H238V149H236L237 146L235 145L236 147L234 146V149H235V151H234L232 146L234 144L239 143V141L237 142L235 130H236V125L242 123L243 121H242V118L240 117V112H239L240 109L238 108V106L236 107V104H234ZM38 106H36V107H38ZM36 107L34 106L33 109H35ZM39 107H41V106H39ZM99 107L102 110L100 112H99V110H100ZM27 108H28V106L25 107L22 110L23 111V114H25V116L23 114L22 115L25 118L24 117L23 118L21 117V112H22L21 111V112H19V113L16 114L18 118L15 115L14 116V119H10L11 121L10 120H6V121L2 122V124L0 123L1 124L0 126L3 125L2 127H4V125L6 124L5 125V128H0V130H1L0 131V139L3 141L1 143H4L5 138H13L15 140V137L18 136L17 134H19L21 132V130L24 131V133L22 131L23 134L26 133L25 135H23V136H25L24 137L25 139L20 135L21 134L20 133L19 134V137L21 136L23 140H20L21 137H20L19 140H18V137H16L17 138L16 139L17 141L15 140L14 142L15 143H20V144H22V143L25 144V147H26L25 150H24L23 147L22 148L21 147L20 148L17 147V148L20 149V153H21L22 150H24V152L22 151L23 152V156L25 157V155H26L28 157V158L27 157L25 158V160H26L25 173L30 176V178L28 179V184H29V186L31 188L37 189V191L34 190V192H36L39 195V196L34 195V196L31 197V204L29 203V205H27L26 207H23L22 208L23 213L21 212V215L19 214V216L17 218V220L18 221H21V224L24 225L25 231L23 230L21 232H18L16 236L19 237L22 240L29 237V245L27 246L28 249L26 251V254H25V256H24L23 261L21 262V264H112V263L114 264L113 261H117V262L120 261L121 264H123V263L124 264H128V262H129V264H131L132 262H133L132 264H136L138 262H139L138 264H144V262H143L144 258L142 259L141 258L142 257L141 255H140L141 257L138 256L139 258L138 257L136 258V257L132 256V254L135 255V253H132L131 252L133 250V248L130 247L131 250L126 251V248L125 247H127L129 249V247H128L129 246V243L128 244L126 243L127 245L126 244H122V246L120 244V246L122 248L119 245H117V246H110V245H108V246L102 247L100 245L101 244L100 241L97 240L98 237L96 235L98 234V231L100 229H107L111 225L113 226L114 224H117L118 223V221L116 220L117 217H119L118 220H120L121 218H123L122 215H121V213L124 216V214L127 213L130 208L134 209V206L137 207V205L139 203L143 202L144 195L142 196V194H141V192L144 194L143 191H139L138 190V192H137V190H136L137 193L135 192L134 194H139L140 193L138 196L136 195L137 197L136 196L133 197V194L131 195L132 191H131V193H129V192L131 190V186H133L134 188H138V184L143 181V177L145 178V176H142V178H140L141 177L140 175H139L140 177L138 175H136L137 172H138V171L136 172V168L134 169L135 171L133 170V173H131L130 172L131 170H130L126 174V169L128 168V166L126 165L127 164L126 163L127 161L125 159H127V158H126V154L124 155L125 156L124 157L125 159L123 158V156H121L123 154V152H122V154H120L121 157L119 156V158H120L122 164L125 166V170L123 169V166H120L119 168H115V167H113V165H108V166L104 167V169L102 167L97 166V168L99 169V170L97 169L98 172H99L98 174L101 175V177L99 178V180L96 181L99 184L97 183V184L93 185L92 183H89L90 185H93L92 186L93 188H90V191H88V193H87V190L84 191V187H85V189H87V188L89 189V186H90L89 184H84L86 182V180H87V175H85V178L83 177L84 174L81 175V178L86 179V180H82L84 183H81V181H80L79 182L80 184H78L77 182L76 183H73L72 181H70L66 177L67 174L68 175H71V174L73 175V171H74L73 170L74 164L72 162H73L74 156H75L74 151H76L75 150L76 147L73 148V146L75 144V140L71 143L72 145L70 144L71 145V148H73L74 151L72 150L71 152H68L69 154L66 155V160H65L66 163H64L63 166H62L63 167L62 169L66 170V174L64 172V174L60 175L58 181L55 183V186H54V189H53V193L51 195L52 198L47 202L46 206L44 207V212L40 215V218L38 220V223L36 225V228H35V230H33L34 233L32 232L31 233L32 235L29 236V233H28L29 232L28 231L29 230V225L31 224L32 220L36 217V215L38 213L37 211L40 208L39 205H40L41 199L43 197V196L41 197L40 195L43 194V190L45 188L44 185H46V183H47V181L49 179V173H47V172L45 173L44 172L43 174H41L40 166L42 165V163H41L40 159H38L34 155V152H32V147H33V145L36 144V141L33 140V139H35V138L38 139V138H42V137H43V139L46 138V137H48V139H51V137H55L57 134H58L57 136L60 135L62 138L59 137L58 139H60V140H58L56 138L55 139L56 141H54V144H57V143L60 144L59 142L61 141V144L59 146L58 145L55 146V148H54L55 149L54 151L56 153L54 152L55 156L53 158L57 159V155L58 154L60 155V153H61L60 147H63V146H61L62 145V142H64L65 139H66L65 141H67V137H66V134L67 133L66 132H69L70 129H71V127H72V130L74 128L73 127L74 126L73 125L74 120L73 119L70 120L71 122L73 121V123H71L70 121L67 122L68 125L67 124L65 125V122L62 121V120H60V122L62 121L61 122L62 124H58V125H57V123L54 124L56 126L55 129L56 130L59 129V130H57L59 132H56L57 134L54 133L55 135L52 134L53 136L52 135H48V136L45 135L44 136V134H47V132H49L50 129L48 131L46 129H44L45 131L41 130V131H43V132H41V131H38L39 129H37V128H39V127L41 128V125L40 124H43V122H45L46 119H47V121L45 122V124H43L45 127H46V125H49L48 126V128H49L50 125L52 126L53 125L52 123H54V122L50 123V121H49L50 119L47 118L45 115H44L45 116V118H44V116H42L43 114H36V115L30 116L29 114H32V112L30 113L31 106L29 107L30 110H27L28 113H27V111H24ZM89 108L91 109V111H88V110H90ZM97 109H98V111H97ZM128 109L131 110L133 113L130 112ZM76 110L77 109L75 107L73 109V111L76 112ZM237 110H239V111H237ZM248 110H249V108L246 111H248ZM95 111H97V112H95ZM160 111H162V113H160ZM97 113H99V114H97ZM18 115H20V116H18ZM106 115H108V116H106ZM120 115H122V114H120ZM125 115H122V117L125 118L126 117ZM131 115L133 117H130ZM116 116L118 117L117 119L122 118L121 116L119 118V115H117V114L114 117L116 118ZM168 116L169 117L172 116L171 119ZM88 117H89V119H88ZM138 117H140V120H139ZM155 117H156V120H155ZM157 117H158V119H157ZM220 117H222V119H220ZM134 118H136V120ZM236 118H238L240 121L238 119H236ZM84 119H85V122H84ZM160 119H163V120H160ZM19 120L21 122L23 121L22 123L20 122V125L21 126L18 123ZM121 120H123V118ZM209 120H207V122ZM127 121H129V122H127ZM154 121H156V122H154ZM221 121H222V123L224 125L222 123L220 124ZM225 121L226 122L228 121L227 122L228 123V127H225V125H226L224 123ZM37 122H38V124H37ZM57 122H58V120H57ZM89 122H91V123H89ZM130 122H131V124H130ZM204 122H206V120ZM32 123L33 124L35 123V125H32ZM70 123L73 126H71ZM86 123H87V127L88 128L85 127L86 126ZM8 124L13 129L11 127H7ZM24 124H27L26 127L24 126ZM258 124H259L258 127H260V129H258L256 125H255L256 127L255 126L254 127L257 129V131L259 133L261 130H263L262 128L264 127V121L261 122V124L260 123H258ZM54 125L52 127H50V128L54 129ZM128 125H130V126H128ZM66 126H67V130H66ZM8 128H10V129H8ZM15 128L16 129L17 128H21V129H19L20 132L18 131V129L16 130ZM35 128H36L37 131L35 130ZM68 128H70L69 131H68ZM175 128H177V129L175 130ZM4 129H5L6 132H7V129H8L9 132H7V133L6 132H2V130H4ZM14 129H15L16 132H14ZM52 129L50 130V133H52V131H54ZM64 129H65V132H63ZM139 129H141V130H139ZM142 129H145V132L147 133V134H145L146 136H144V138L142 137L138 141V143H136L137 145L134 146L135 148L132 147V148L128 149V146L132 143V141H133L132 139H133L134 136H135V139L134 140H136V141L138 140L137 139L138 138L137 136H139L140 132H142ZM252 129L254 130V128H251V130ZM28 130H29V134H28ZM169 130H170V132L171 131L172 132L170 133ZM34 132L35 133L38 132V133L35 134ZM110 132H112V133L115 132L119 136L112 137L114 135V133L111 134ZM121 132H123V133H121ZM1 133L6 134V135H4L5 138L3 137V134H1ZM50 133H48V134H50ZM59 133H61V134H59ZM107 133H109V134H107ZM172 133H175L174 134L175 138H173V136H171ZM26 135H28V136L26 137ZM29 135H30V137H29ZM216 135L217 136H215L214 138H212V139L210 138L212 142H209V144L212 147H214V149L216 150V152H218L221 149L223 142L221 140V137L222 136L220 134H216ZM108 137H110V138H108ZM46 139H45V141H48ZM61 139H63V141ZM200 141H201V139L195 140V143L196 142L198 143ZM29 142L31 143V145H30ZM34 142H35V144H34ZM100 144H99V147L98 148H101L102 147V146H100ZM238 145H240V144H238ZM27 148H29V149H27ZM0 149L3 151L4 148H1L0 147ZM78 149L79 148H77V150ZM26 150H27L28 155L25 154L26 153ZM232 150H233V153H231ZM249 150L250 149L247 148V152ZM16 152H17V149H16ZM169 153L166 152V155L163 156L161 159H163L164 161L170 160L171 159V155ZM107 154H108V152H107ZM156 156H158V155H156ZM234 156H236V157H234ZM112 157L115 158L116 156H112ZM113 158L110 159V162H113ZM155 159H156V162H157V158H155ZM17 161H18V159H17ZM156 162L154 164H156ZM241 162H242V165H241ZM228 164H229V166H228ZM141 165H143L142 168H141ZM235 165H236V167H235ZM131 166L133 167L132 164H131ZM107 167L108 168H111V169L109 170V169H107ZM226 167H227V169H226ZM100 168H102L103 170H105V168H106V171H103ZM223 168H224V170L226 172L224 170L223 171L220 170V169H223ZM228 168H229V170H228ZM218 169H219V171H217ZM220 171H222V173ZM235 171H236L237 179L235 178L236 176L234 175ZM206 174L204 173V175H206ZM218 174H220V175H218ZM107 176H110V178L111 177L112 178L111 179L109 178L110 180H108L106 178ZM205 177L206 176H201V179L204 178L203 180H205ZM216 177H214V178H216ZM221 177H222V180H224L223 179L224 177L223 176H221ZM116 178H118V179L116 180ZM233 178L236 181V182L234 181V183L232 182V179ZM218 179L220 180V183H222L221 182L222 180L220 178H218ZM115 180H116V182H115ZM227 180H229V179H227ZM88 182L89 181L87 180V183ZM101 182H102V184L106 182L109 185H107V184L104 185L103 184L104 186H102ZM160 182L162 184H165L166 183V179L165 178H162L160 180ZM223 182H225V181H223ZM43 183H44V185H43ZM116 183H118V184H116ZM231 184H235V186L234 185H231ZM238 184H241L242 185L241 186V189L239 188L240 185L238 186ZM219 185H218V187H220L219 189H222L224 186H226V185L223 186L221 184H219ZM78 186H79V188H78ZM120 186H121V188H120ZM122 186L125 187V188H123ZM231 186L234 187V188H232ZM157 187L158 186H156L155 189H157ZM245 187L247 189H245ZM108 188L110 190H108ZM122 188H123V190H126L127 189L126 191H128L129 194L122 193V192H126V191H120V190H122ZM231 188H232V190H231ZM235 188L236 189L238 188V189L236 190ZM40 189H42V190H40ZM102 189L103 190H106V192L103 191ZM233 189H235V190H233ZM91 191H92V194H91ZM100 191H101V193H100ZM235 191H237V192L235 193ZM239 191H241L240 193H243V194H241L242 197L239 196V194H240ZM246 191H247V193H246V195H244V192H246ZM40 192H41V194H40ZM84 192H86V193L84 194ZM234 193L235 194H238V195H234ZM106 194H108V195H106ZM127 195H129V196H127ZM243 195H244V197H246L248 199L243 200V203H242L241 198L242 199L244 198ZM40 197H41V199H40ZM135 197L137 198V200H133V199H136ZM249 197H250V200H249ZM113 198H116V199H113ZM220 198H221V200H220ZM233 198L236 199V201L233 200ZM239 199L241 200V202H240ZM253 199H254V201H255V199L256 200L259 199L257 202L255 201L256 202V205H253V202L254 201L251 202ZM123 200L125 201V203H123V206H122V202H124ZM237 201L240 202V203H236ZM245 201H246V203H245ZM262 201H263V203H262ZM116 202H118V203L116 204ZM128 203H130V208L128 207L129 206ZM201 203L199 202L198 203L199 205L197 204L198 205L197 207H199V206L201 207V205H202ZM244 203H245V205H244ZM250 203H252V204H250ZM259 204H261L262 206L259 205ZM242 205H243V207H242ZM190 207H192V209H190ZM215 207H216V210H217V208L218 209L220 208L219 211L217 210V211L213 212L212 210L213 209L215 210ZM262 207H263V209L260 210V208H262ZM134 210H131V213L132 214H133V211ZM207 210H208V212H207ZM259 210L263 213L262 216H260L261 213L258 212ZM186 211H187L188 214L186 213ZM197 211L200 212L199 215H198V212ZM189 212L192 215H190ZM215 213H217V214H215ZM204 214L206 216H204ZM147 216H145L144 218L147 219ZM186 216H187V218H186ZM184 217H185V220H184ZM258 217H261V218H258ZM173 218H175L174 220H179V222H181V220L183 221V223H181V224H179V222L176 221L180 225V228L181 229L178 228L179 225L178 224H177L178 226L176 225V222L173 220ZM192 218H195V219H192ZM198 218H199V221L200 222L197 221ZM189 219H191V220L189 221ZM193 221L194 222H197V224L194 225L193 224ZM187 222H189V223H187ZM198 222H199V224H198ZM168 223H170V224H168ZM253 223H254V221H253ZM260 223L259 222H256L255 224L261 225V226L263 225L264 226L263 223L262 224H260ZM174 228L176 230H179L180 232L179 231H176ZM185 229H187L188 231L187 230L185 231ZM192 230H193V232H192ZM89 235H90V238H89ZM156 235H158V233L157 234H154V236H153V234L149 233V241L147 243V245L149 247L152 246L156 242V240H160L162 238L161 237L162 234H159L158 235V238L160 237L159 239H157V236ZM171 239H172V241H171ZM171 244L173 246H171ZM123 245H125V247ZM19 246H21V244ZM19 246L16 247V250L13 252V258L14 257L16 258L15 255H17V253H18V249L21 248V247L19 248ZM115 247L117 248L116 251H115ZM124 249H125V251H124ZM134 249H136V248H134ZM110 251H113L112 255H110V253H109ZM135 251H140L139 252L140 254L142 252V250H140L138 248L136 250H134V252ZM127 252L128 253L131 252V254L129 253L130 256H129V254ZM196 254L194 255L195 256V262H191L190 264H195V263L196 264H212L210 262V260L204 255L206 253H204V252H202V253L198 252V254L201 257H199L198 254L196 256ZM135 256H137V255H135ZM114 257L115 258H118L119 257L120 259L116 260ZM129 259H131V261ZM10 262H11V260H10ZM117 262H115V263L116 264H120V262L119 263H117ZM11 264H12V262H11ZM237 264H248V263L245 260L240 259V260L237 261Z\"/></svg>", "mask_w": 264, "mask_h": 264}, {"label": "crops", "instance_id": "crops-1", "mask_svg": "<svg viewBox=\"0 0 264 264\" xmlns=\"http://www.w3.org/2000/svg\"><path fill=\"white\" fill-rule=\"evenodd\" d=\"M32 49L34 50V51H39L38 50V47H36V46H32ZM36 51V52H37ZM136 62V61H135ZM135 62H133L132 63V65H135ZM130 65V64H129ZM169 65L171 66V69L173 70V64L171 63V62H169ZM28 66L30 67V68H32L33 70H37V71H40L41 70V65H40V62H39V60L36 58V57H30L29 59H28ZM128 66V65H127ZM130 68H132V66L130 67ZM40 69V70H39ZM127 69V68H126ZM126 69H123V74H126V72L128 71V70H126ZM130 70V69H129ZM131 73V72H130ZM175 74V73H174ZM188 74H190L189 73V70H188ZM174 83V82H173ZM67 101V100H66ZM181 122H182V120H181V116L179 117V119L177 120V122H176V125H177V128H178V126L181 124ZM177 128H175V130L177 129ZM100 136H102L103 137V134H101V135H99L98 137H100ZM215 136H217V135H214L212 138H214ZM211 138V139H212ZM135 139V136L133 137V139L132 140H134ZM211 139H210V142H212L211 141ZM128 141H129V137H126L125 136V140H124V145L125 146H127V144H128ZM163 147V146H162ZM166 152H168L169 153V151H168V149H166V148H155V150L153 151V157L152 158H149V159H145V164H144V167H146V164L147 165H154V163L156 162V155H159L160 156V158L161 157H163V156H165L166 155ZM130 159H131V163H132V165H133V167L134 168H138L139 166H138V164H137V161H138V159H139V157L137 156V154H136V151L135 150H133L131 153H130ZM118 178H116V180H117Z\"/></svg>", "mask_w": 264, "mask_h": 264}, {"label": "built area", "instance_id": "built-area-1", "mask_svg": "<svg viewBox=\"0 0 264 264\" xmlns=\"http://www.w3.org/2000/svg\"><path fill=\"white\" fill-rule=\"evenodd\" d=\"M44 172L49 173V179H48L46 186L43 190V197H42V199H44L43 206L45 207L47 202L51 199V195L53 193L55 183L58 181L60 175L64 174V172L66 174V170L62 169L60 165L58 166L57 162H49L41 169V174H43ZM66 177L70 181H72L71 175L67 174ZM19 252H18V254H19Z\"/></svg>", "mask_w": 264, "mask_h": 264}]
</instances>
